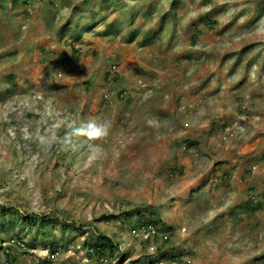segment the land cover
<instances>
[{
	"label": "rangeland",
	"instance_id": "obj_1",
	"mask_svg": "<svg viewBox=\"0 0 264 264\" xmlns=\"http://www.w3.org/2000/svg\"><path fill=\"white\" fill-rule=\"evenodd\" d=\"M0 264H264V0H0Z\"/></svg>",
	"mask_w": 264,
	"mask_h": 264
},
{
	"label": "clouds",
	"instance_id": "obj_2",
	"mask_svg": "<svg viewBox=\"0 0 264 264\" xmlns=\"http://www.w3.org/2000/svg\"><path fill=\"white\" fill-rule=\"evenodd\" d=\"M154 121L149 120L148 123L152 124ZM110 123L107 121L90 120L81 123L79 126L71 128L64 136L65 146L72 145L73 138L83 137L87 141H95L103 139L108 136L110 131ZM95 147L94 145H90Z\"/></svg>",
	"mask_w": 264,
	"mask_h": 264
},
{
	"label": "trees",
	"instance_id": "obj_3",
	"mask_svg": "<svg viewBox=\"0 0 264 264\" xmlns=\"http://www.w3.org/2000/svg\"><path fill=\"white\" fill-rule=\"evenodd\" d=\"M107 34V33H106ZM108 35V34H107ZM77 53L76 52H74V55H76ZM68 61V59L67 58H64L63 59V61H61V63H65V62H67ZM138 215H140V213H138ZM47 225V224H46ZM150 225H155V223H150ZM101 240H103L104 242H106V243H108V244H111V241L109 240V238H106V237H101ZM97 249H98V251H101V249L99 248V247H97L96 248V252H98L97 251ZM9 258V256L7 255V259ZM8 261H10V260H8Z\"/></svg>",
	"mask_w": 264,
	"mask_h": 264
}]
</instances>
